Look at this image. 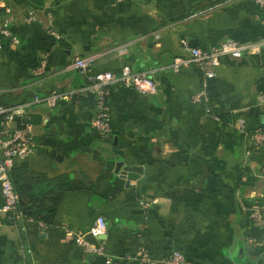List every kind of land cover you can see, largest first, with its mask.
<instances>
[{"label":"crops","instance_id":"crops-1","mask_svg":"<svg viewBox=\"0 0 264 264\" xmlns=\"http://www.w3.org/2000/svg\"><path fill=\"white\" fill-rule=\"evenodd\" d=\"M3 4L15 16L17 42L5 39L0 47V107L25 105L17 116L36 122V151L12 167L30 176L27 205L45 197L49 222L11 219L0 189V264H104L67 234L94 242L86 232L98 216L107 224L105 253L123 264H138L141 248L155 260L178 250L192 264H264V227L249 217V208L264 202V144L246 136L264 127V10L254 0ZM30 10L36 19L27 22ZM182 39L203 50L225 40L261 44L221 57L205 81V103L192 100L203 86L201 71L169 66L188 56ZM122 44L126 54L116 55ZM89 53H102L93 73L127 65L148 72L159 87L152 95L111 85L105 134L90 125L98 95L87 75L65 70ZM50 94L59 95L53 107L34 101ZM133 166L137 178L120 176Z\"/></svg>","mask_w":264,"mask_h":264},{"label":"built area","instance_id":"built-area-1","mask_svg":"<svg viewBox=\"0 0 264 264\" xmlns=\"http://www.w3.org/2000/svg\"><path fill=\"white\" fill-rule=\"evenodd\" d=\"M122 1V0H117ZM254 2L264 10V0H254ZM4 3V0H0ZM0 47L3 40L17 42V37L13 34L11 27L15 22L12 9L6 4L0 5ZM47 29L52 32V18L47 15ZM25 21L31 22L36 19L34 10H30L24 17ZM58 38L59 35L55 34ZM264 42V41H263ZM181 43L188 51L187 57H175L170 63L174 70L189 65L195 66L201 71L204 82L202 88L193 94L192 100L195 102H208V91L206 80L215 75V68L219 65L221 57L231 55L239 57L247 49H256L261 43L242 44L235 40H225L212 45L209 49L203 50L198 47L189 46L187 40L182 39ZM116 55H124L127 52V44H122L115 49ZM102 53H89L74 57L65 67V70H75L87 75L89 81L88 89L98 95L97 113L90 122L92 128L99 134H105L110 129V108L107 104L108 88L111 85L119 84L127 88H132L144 94H157L159 92L158 83L148 72L132 71L129 66L124 65L119 72L100 71L92 72L91 67L100 58ZM43 63L40 65V70ZM59 95L50 94L42 99L35 97L34 101L43 100L50 107L56 104ZM25 105L16 107H0V189L4 198L2 210L11 219H22L24 214L19 209L18 195L15 191L10 178V170L15 158H25L36 151L31 131L32 124H17L15 116L24 111ZM207 114L214 120L220 121V117L212 114L207 109ZM246 136L252 145L264 144V127L252 132H246ZM249 217L252 221L264 227V202H256L249 208ZM107 224L102 216H98L89 227L86 234L94 239L88 241L83 233L67 232L72 236L74 242L83 248L86 254L98 255L103 257L104 264H123L120 260L107 255L104 249L103 236L106 234ZM138 264H192L184 254L178 250H172L160 260L152 258L147 249L141 248L134 257Z\"/></svg>","mask_w":264,"mask_h":264},{"label":"trees","instance_id":"trees-1","mask_svg":"<svg viewBox=\"0 0 264 264\" xmlns=\"http://www.w3.org/2000/svg\"><path fill=\"white\" fill-rule=\"evenodd\" d=\"M15 121L18 125L24 123L36 124V122H34L29 115L22 117L15 116ZM10 178L13 187L18 195L19 209L23 212V214L34 218L39 217V219H41L42 222H49V218H48L49 211L46 212V210H43V207L45 206L44 203H46L45 197H41V196L31 197L29 201L30 202L29 205H27L28 203L24 202L23 194L24 192H26V185H28V181H30V176L27 175V177H24L22 173L18 172L12 167L10 170ZM70 187L72 186L70 185Z\"/></svg>","mask_w":264,"mask_h":264},{"label":"water","instance_id":"water-1","mask_svg":"<svg viewBox=\"0 0 264 264\" xmlns=\"http://www.w3.org/2000/svg\"><path fill=\"white\" fill-rule=\"evenodd\" d=\"M140 174V168L138 167H127L123 171L120 172V176L125 179H135Z\"/></svg>","mask_w":264,"mask_h":264}]
</instances>
